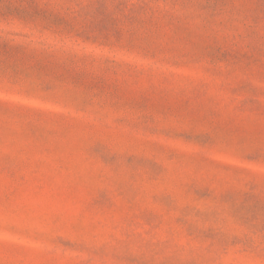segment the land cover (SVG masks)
Listing matches in <instances>:
<instances>
[{
  "label": "rangeland",
  "instance_id": "374dc122",
  "mask_svg": "<svg viewBox=\"0 0 264 264\" xmlns=\"http://www.w3.org/2000/svg\"><path fill=\"white\" fill-rule=\"evenodd\" d=\"M0 264H264V0H0Z\"/></svg>",
  "mask_w": 264,
  "mask_h": 264
}]
</instances>
